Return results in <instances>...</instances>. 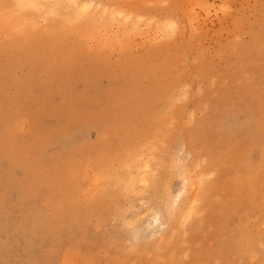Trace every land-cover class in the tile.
<instances>
[{"label": "rangeland", "instance_id": "1", "mask_svg": "<svg viewBox=\"0 0 264 264\" xmlns=\"http://www.w3.org/2000/svg\"><path fill=\"white\" fill-rule=\"evenodd\" d=\"M0 264H264V0H0Z\"/></svg>", "mask_w": 264, "mask_h": 264}, {"label": "bare ground", "instance_id": "2", "mask_svg": "<svg viewBox=\"0 0 264 264\" xmlns=\"http://www.w3.org/2000/svg\"><path fill=\"white\" fill-rule=\"evenodd\" d=\"M54 12V11H53Z\"/></svg>", "mask_w": 264, "mask_h": 264}]
</instances>
